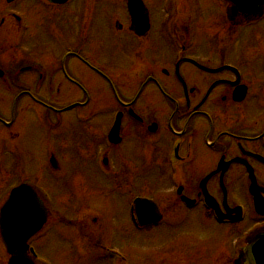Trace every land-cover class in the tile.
Here are the masks:
<instances>
[{"label": "flooded vegetation", "instance_id": "flooded-vegetation-1", "mask_svg": "<svg viewBox=\"0 0 264 264\" xmlns=\"http://www.w3.org/2000/svg\"><path fill=\"white\" fill-rule=\"evenodd\" d=\"M115 2L121 11L106 21V28L116 30L121 50L124 45L133 50L131 71L104 63L102 51L108 49L110 35L96 32L94 16L109 0H42L35 34L24 6L17 4L4 14L0 84L14 104L7 110L8 118L0 109V125L16 127L17 112L28 108L15 106L29 98L46 110L39 116L52 131L66 125L64 118L70 115L68 123L77 131L73 136L86 138L79 147L86 148L87 157L92 160L94 155L96 164L100 158L112 164L111 174L103 173L111 188L127 184V190L130 179L139 177L140 171H129L126 165L130 169L137 163L150 164L149 174L165 180L182 210L201 215L209 223L207 229H238L234 240L242 241L237 256L232 260L230 252H222V264H249L247 246L264 231V0H213L210 19L190 13V0H137L135 19L128 0ZM239 30H251L259 42L250 44L244 65L231 60L214 63L193 52L204 33L235 45ZM156 37L164 39L167 48L165 56L154 60ZM15 88L21 90L14 92ZM62 88L66 94L60 98ZM20 121L24 125L25 115ZM116 121L118 128L111 134ZM50 156L60 169L56 154ZM174 174L179 181L172 180ZM206 192L215 200L214 208L205 204ZM73 210L71 225L84 227L82 220L93 210ZM241 214L243 220L237 221ZM128 218L140 228L130 212ZM196 260H202L200 254Z\"/></svg>", "mask_w": 264, "mask_h": 264}, {"label": "rangeland", "instance_id": "rangeland-1", "mask_svg": "<svg viewBox=\"0 0 264 264\" xmlns=\"http://www.w3.org/2000/svg\"><path fill=\"white\" fill-rule=\"evenodd\" d=\"M115 1L109 0V5L106 4V8L102 7L97 12L94 16V28L100 35H110L108 49L102 51L104 63L116 69L131 71L135 64L133 50L125 49V45L124 51L121 50L116 30L114 32L111 26L106 28V21L121 11ZM39 3L42 0H14L11 3L0 0V13H8L17 4L21 8L24 6L29 11L30 31L35 34L38 31L39 17L36 10ZM212 7L213 0H190L189 12L210 19ZM69 27L70 23L66 22V31ZM47 28L44 27L46 31ZM51 32L56 34L54 29ZM252 35L251 30H239L236 44L233 45L230 41L218 40V36L213 33H204L198 37L193 52L204 55L205 59H211L214 63L231 60L244 65L247 56L249 57L250 44H259ZM124 41L128 42L127 37ZM166 44L160 37H156L154 44L152 42L151 56L154 60L166 55ZM29 85L35 90L36 84L31 82ZM14 90L19 92L21 89ZM63 90L62 88L60 98L66 94ZM4 91L6 90L0 84V109L3 110V117L8 118V111H11L14 100H10L9 94ZM10 96L13 98V94ZM27 100H20L18 106H15L28 108L17 112L16 127L0 125V208L10 190L22 182H28L41 192L50 194L48 199L40 192L50 209L49 219L44 231L30 241L44 262L37 264H107L99 252L104 245L119 247L130 257L131 264H222L225 262L222 252H230L232 260L237 256V249L242 241V238H238L236 244L234 240L238 234L237 228H215V225H211L207 229L209 223L207 220L202 221L201 215L182 210L180 201L166 190L165 180L149 174L150 164L137 163L136 168L131 165L130 169L126 165L129 171H140L139 177L130 179L131 184L127 190H124L127 184L111 188L110 179L99 172L95 156L91 160L87 157L86 148L79 147L85 144L86 138L80 134L73 136L77 131L72 130V125L68 123L70 115L65 116L66 125H61L58 129L63 134L58 135L56 133L59 131H52V127L46 125L39 116L46 110L30 98L27 105ZM62 102L64 101L61 100ZM23 115L24 125H20ZM51 152L56 154L60 169L53 168L50 163ZM119 165L123 166L121 163ZM135 194L157 201L163 213L162 224L138 230L129 223L128 203ZM75 207H90L93 210L88 219L82 220L84 227L69 225L71 222L68 221L74 219L72 211ZM80 240L86 245L83 244L85 248L77 250L75 247ZM234 247L236 251H233ZM3 251L0 249V264L3 256L7 259L6 251ZM175 254L180 259L170 260ZM198 254L202 260H196Z\"/></svg>", "mask_w": 264, "mask_h": 264}, {"label": "water", "instance_id": "water-1", "mask_svg": "<svg viewBox=\"0 0 264 264\" xmlns=\"http://www.w3.org/2000/svg\"><path fill=\"white\" fill-rule=\"evenodd\" d=\"M136 209L137 215L140 214L143 218L141 224H149L160 218L157 208L150 200H141ZM47 216L48 211L32 186L22 184L12 190L0 211L2 237L12 254L9 264H35L27 255L28 241L41 230ZM251 253L253 255L251 264H264V234L251 245Z\"/></svg>", "mask_w": 264, "mask_h": 264}]
</instances>
